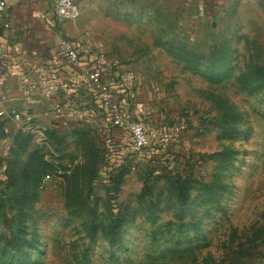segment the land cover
<instances>
[{
	"label": "rangeland",
	"instance_id": "1",
	"mask_svg": "<svg viewBox=\"0 0 264 264\" xmlns=\"http://www.w3.org/2000/svg\"><path fill=\"white\" fill-rule=\"evenodd\" d=\"M81 2L74 27L132 74L136 97L173 130L149 128V116L145 129L169 146L116 167L119 154L83 131L18 140L0 182V264H18L19 240L38 244L26 264H264V0ZM193 20L204 45L194 59L182 51ZM41 163L50 179L36 189Z\"/></svg>",
	"mask_w": 264,
	"mask_h": 264
},
{
	"label": "crops",
	"instance_id": "2",
	"mask_svg": "<svg viewBox=\"0 0 264 264\" xmlns=\"http://www.w3.org/2000/svg\"><path fill=\"white\" fill-rule=\"evenodd\" d=\"M5 1L7 8L0 14L3 51L0 99L6 109H16L17 115L0 119V182L19 135H31L38 141L49 140L50 132L83 131L86 136L93 135L96 140L105 142L104 148L114 150V156L119 154L117 161L112 160L118 167L120 160L132 153V137L113 126L111 115L93 89L86 69L99 67L103 70L106 82L115 90V104L126 120L144 122L149 116V127H155L153 123L162 125L132 91L135 88L132 74L128 70L118 71L94 55L93 45L84 38L83 28L74 27V24L78 26L76 21L60 22L55 15L57 0ZM75 1L79 5L82 3ZM193 22L186 36L191 49L185 44L183 47L187 52L201 54L194 49L196 44L198 47L204 45L199 46L196 42L200 39L190 32ZM64 38L79 51L77 63H71L63 51ZM54 76L59 78L61 85L52 92L48 87ZM65 89L73 92L71 98L66 96ZM161 129L163 134L172 135L173 129L165 125ZM166 145L168 147L169 142Z\"/></svg>",
	"mask_w": 264,
	"mask_h": 264
},
{
	"label": "built area",
	"instance_id": "3",
	"mask_svg": "<svg viewBox=\"0 0 264 264\" xmlns=\"http://www.w3.org/2000/svg\"><path fill=\"white\" fill-rule=\"evenodd\" d=\"M7 8V2L0 0V14L4 13ZM80 6L75 0H57L55 15L60 22H70L79 18ZM8 27V25H6ZM63 51L66 53L71 63H77L80 59L79 51L72 46L71 42L64 38L62 41ZM2 46L0 43V62L2 57ZM86 74L93 89L100 98L104 108L108 111L112 118V124L116 128L123 129L132 137V152L141 153L145 149L152 146L158 138V133L155 131L147 132L143 123L139 120H126L120 113L115 104V90L106 82L105 74L99 67H89L86 69ZM61 85L59 78L53 77L49 82V90L54 92ZM73 92L70 89H65V94L68 98L72 97ZM16 109H6L3 100L0 99V119L8 116H16ZM50 179V175L46 177V181Z\"/></svg>",
	"mask_w": 264,
	"mask_h": 264
},
{
	"label": "trees",
	"instance_id": "4",
	"mask_svg": "<svg viewBox=\"0 0 264 264\" xmlns=\"http://www.w3.org/2000/svg\"><path fill=\"white\" fill-rule=\"evenodd\" d=\"M117 1H119V2H121L122 0H117ZM182 51L184 52L183 53V56L184 57H188V58H196V57H198V58H201V56H203L204 57V55H199L198 53H194V52H187L186 50H185V47H183L182 46ZM187 52V53H186ZM211 54V53H210ZM216 54H219V51H217L216 52V50L214 49L213 51H212V55L210 56V58H213V57H217V55ZM198 55V56H197ZM210 62H217V59L216 60H213V61H210ZM141 122V121H140ZM142 123H144V122H142ZM150 128V127H149ZM150 130L151 129H146V131L147 132H150ZM154 130V129H153ZM152 130V131H153ZM160 131V130H159ZM160 133V132H159ZM158 133V134H159ZM162 133V132H161ZM160 138V139H159ZM24 139H31V136L29 137V135H24V136H22V135H19V137L17 138V141H16V143H15V145H17V143H18V140H20L19 141V145H22V147H24L25 145H24V141H22V140H24ZM163 139H167V137L165 138V136H163V135H161V137L159 136L158 138H157V140L155 141V143H157L156 145H157V147H163L165 144L164 143H162V140ZM154 143V144H155ZM16 147L17 146H15L14 148H13V152L14 151H16L15 149H16ZM22 152V151H21ZM34 160H32L31 162H28V164H27V166H26V169H27V171H29V170H31V168H32V166H33V162ZM15 163V160L13 161H10L9 163H8V165H7V171H8V169H9V167L11 166L12 167V165ZM52 166L50 165V168H51ZM52 169V168H51ZM122 169H123V167H122ZM45 170H46V165H45V163H41L36 169H35V172L32 174V175H30L29 173V177L28 178H31V179H34V180H37L38 182H39V184H37V188L36 189H38V187H40L41 186V184L43 183V180H44V178H43V176L45 177H47V176H49L50 174L49 173H51V171H49L48 170V173L46 174V175H43L44 174V172H45ZM26 171V170H25ZM6 172V171H5ZM26 172H24L23 174H25ZM26 175V174H25ZM24 175V178H23V180H22V182H23V184H24V186H26L25 187V190H26V188H27V185L28 186H32V184L33 183H31V181L26 177ZM122 175H124V173H120V177H122ZM10 176L11 175H9V179H10ZM118 176V177H119ZM8 179V182L6 183V184H11V179L9 180ZM117 179V178H116ZM41 180V181H40ZM29 181V182H28ZM28 182V183H27ZM36 184V183H35ZM114 184L115 185H117V182L115 183L114 182ZM7 185H5V187H6ZM186 191V188L184 187V189H183V193L181 194V196L182 197H184L185 196V192ZM38 192V191H37ZM37 192H36V190H34L33 192H31V193H28V192H26V193H24V195H23V198H22V201H19V208H21L22 210H23V208L24 207H27V206H30V203H31V201L32 200H34L35 198H36V196H37ZM20 202H22V203H20ZM24 241H27V239H24ZM7 244H9V245H11L10 247L11 248H13L12 247V244L9 242V243H7ZM19 244H20V249H22L20 252L18 251V253H17V257L15 258L16 260H17V262H18V264H26L25 263V261H21V260H23V258H25V260L27 261V257H28V255H31L32 254V252L34 251V250H36L37 248H38V244H37V246H36V244H32L31 246H29V248L28 249H26L25 250V248H26V246L24 245V244H22L21 243V241L19 240ZM10 247H6V245H5V248L6 249H8V248H10ZM18 247V248H19ZM10 250V249H9ZM24 251V252H23ZM22 253H24L25 255H21ZM20 257V258H19ZM13 261H11V263H12ZM35 262V264H42V262L41 261H34ZM14 263V262H13ZM34 264V263H33Z\"/></svg>",
	"mask_w": 264,
	"mask_h": 264
}]
</instances>
